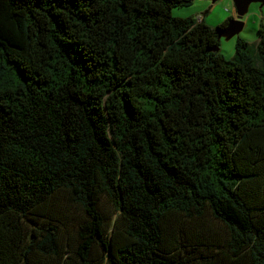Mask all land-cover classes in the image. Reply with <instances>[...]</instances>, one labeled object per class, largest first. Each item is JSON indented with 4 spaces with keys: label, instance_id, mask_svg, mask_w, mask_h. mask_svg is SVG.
<instances>
[{
    "label": "trees",
    "instance_id": "obj_1",
    "mask_svg": "<svg viewBox=\"0 0 264 264\" xmlns=\"http://www.w3.org/2000/svg\"><path fill=\"white\" fill-rule=\"evenodd\" d=\"M191 2L0 0V264H264V25Z\"/></svg>",
    "mask_w": 264,
    "mask_h": 264
},
{
    "label": "rangeland",
    "instance_id": "obj_2",
    "mask_svg": "<svg viewBox=\"0 0 264 264\" xmlns=\"http://www.w3.org/2000/svg\"><path fill=\"white\" fill-rule=\"evenodd\" d=\"M174 17H193L198 21L204 20L207 24L216 26L230 17L236 18V7L233 0H192L189 5L178 6L172 9ZM244 27L238 34L230 39H220V52L227 58L235 56L238 39L248 41L252 49H255L259 40L258 29L264 25V5L252 3L248 13L242 18ZM80 212H78L79 217Z\"/></svg>",
    "mask_w": 264,
    "mask_h": 264
},
{
    "label": "water",
    "instance_id": "obj_3",
    "mask_svg": "<svg viewBox=\"0 0 264 264\" xmlns=\"http://www.w3.org/2000/svg\"><path fill=\"white\" fill-rule=\"evenodd\" d=\"M216 1V0H212ZM235 7H236V13L237 17L232 18L225 29L223 31L219 32L218 39L220 40L222 37H226L227 39H230L234 35L241 32V30L244 27V22L242 18L248 13L249 7L252 3H259L261 6L264 5V0H233ZM219 47H216L215 50H219Z\"/></svg>",
    "mask_w": 264,
    "mask_h": 264
}]
</instances>
